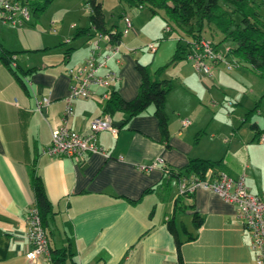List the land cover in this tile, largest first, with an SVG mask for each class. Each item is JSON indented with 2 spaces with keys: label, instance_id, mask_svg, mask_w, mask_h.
Wrapping results in <instances>:
<instances>
[{
  "label": "crops",
  "instance_id": "crops-1",
  "mask_svg": "<svg viewBox=\"0 0 264 264\" xmlns=\"http://www.w3.org/2000/svg\"><path fill=\"white\" fill-rule=\"evenodd\" d=\"M108 2L102 0L106 26L117 30L114 24L107 25V18L113 17ZM117 2L118 19L129 15L132 30L122 37L118 55L100 74H115L110 88L114 86L126 102L136 97L141 83L136 63L147 66L154 79L170 82L164 106L167 145L154 108L149 107L126 125L122 113L110 116L112 123L121 126L116 137L108 131L96 133L97 153L77 161L50 156L47 150L54 127L67 125L87 135L90 123L103 115L108 97L68 101L73 85L68 71L92 55L98 61L109 55L106 38L74 39L77 30L89 26L84 0H55L44 10L52 9L48 18L44 13L33 14L29 6L37 21L31 15L22 26L0 22V46L13 55V64L25 74L21 75L28 88L26 93L0 61V264H51L45 257L34 263L26 258L25 213L35 207L31 170L41 177L52 207L45 227L49 247L54 251L70 245L75 264H180L178 256L181 264H255L250 235L236 218L235 206L204 189L178 203V186L166 183L162 166L180 170L190 159L220 162L213 173L243 177L250 194L262 195L264 133L256 137L251 125L264 132V99L260 100L264 85L247 68L225 72L216 65L208 77L185 59L171 65L179 34L159 42L164 40L163 22L152 26L154 18ZM208 32L213 34L206 30L203 40L212 41L221 53L217 44L223 35L215 31L219 35L213 38ZM151 43L155 44L153 52L147 48ZM235 47H227L225 55ZM93 90L99 96L110 89ZM221 94L234 99L227 116ZM43 99L49 103L38 108L37 102ZM255 105L262 107L256 110L257 118L246 116ZM184 119L191 121L185 128L181 126ZM149 189L153 191L144 194ZM195 213L202 220L198 229L192 219ZM171 220L182 242L179 249L168 228ZM187 236L195 238L187 241Z\"/></svg>",
  "mask_w": 264,
  "mask_h": 264
},
{
  "label": "trees",
  "instance_id": "trees-1",
  "mask_svg": "<svg viewBox=\"0 0 264 264\" xmlns=\"http://www.w3.org/2000/svg\"><path fill=\"white\" fill-rule=\"evenodd\" d=\"M22 4H27L32 8V13L38 15L44 12L48 5L55 0H41L33 2L32 0H19ZM132 8L146 7L151 16H158L164 23V31L169 37L177 33L176 50L170 61V64H176L181 60H188L187 55L192 51L195 44L203 40V33L206 30L218 31L223 35V41L231 40L236 47L226 52V57H230L232 62L243 66L264 81V0H118ZM84 5L88 10L89 26L79 29L74 35V39L82 36L88 38L100 35L106 38V44L119 45L122 32L113 28H107L102 8V0H84ZM123 15H121L120 19ZM168 28V31H166ZM214 31V32H215ZM185 40L186 46L181 44ZM167 39V38H164ZM212 46L213 43L210 41ZM214 48V46H213ZM215 49V48H214ZM69 50H67L68 54ZM0 61L10 71L15 80L28 93V88L23 80V74L19 68L13 67V55L5 51L0 46ZM189 61V60H188ZM136 68L141 77V83L136 97L129 102L124 101L117 93L114 86L110 88L108 98L104 102L103 114L113 116L116 113L124 115L122 122L128 124L131 119L144 113L149 107L154 108V115L158 120L159 129L162 135V141L167 145L168 141V117L165 113V99L171 89V84L166 80L154 79L147 66L136 63ZM163 69V68H162ZM159 69V70H162ZM158 70V71H159ZM25 75V74H23ZM264 99V94L260 100ZM260 101L258 102V104ZM258 105L255 106L256 111ZM252 111L247 113L250 115ZM252 129L256 132V137L264 132L259 131L253 124ZM220 162H211L202 159H190L188 164L180 170L172 169L166 165L162 166L163 175L166 177V183L174 182L184 184L186 187L194 180H204L208 176L209 170L214 169ZM31 188L33 190L35 207L41 218L42 226L45 229L47 217L52 213L51 203L45 192L41 177L34 171H30ZM214 172L212 177H218ZM149 189L144 194L151 193ZM193 194L185 191L179 194L178 203L182 199H190ZM193 224L195 229L200 228L202 220L198 214H194ZM168 228L175 238L177 249L181 246L178 239L174 220L168 222ZM46 231V230H45ZM48 236V235H47ZM195 237L187 236V241H192ZM51 264H75L74 253L70 245L67 247L51 251ZM179 263L181 258L178 256Z\"/></svg>",
  "mask_w": 264,
  "mask_h": 264
},
{
  "label": "built area",
  "instance_id": "built-area-1",
  "mask_svg": "<svg viewBox=\"0 0 264 264\" xmlns=\"http://www.w3.org/2000/svg\"><path fill=\"white\" fill-rule=\"evenodd\" d=\"M30 20L31 10L27 4L12 0H0L1 23L22 26L29 23ZM120 20L123 24L121 32L123 35H127L132 30L131 17L124 14ZM166 31H168V28ZM147 48L152 52L155 49L153 43L147 45ZM96 49L95 46L92 51L93 54ZM106 50L109 55H105L102 60L98 61L96 59L97 55H92L83 65L73 67L68 71L69 76L73 79L68 101L73 98H95L103 101L108 97L109 92H104L98 96L93 90V88L99 87L108 91L116 80L114 73L100 74L106 68L108 62L119 53L118 45L107 44ZM224 58L225 56L216 51L208 40H202L195 44L191 53L187 55V59L194 63L195 69L208 77H210L211 72L206 61L217 64L223 62ZM225 64L228 69L238 67L232 61H227ZM12 66L15 65L12 64ZM48 103V99H43L41 102H37V105L40 108L41 105H47ZM66 114L71 115L70 109L66 111ZM190 122V120L184 119L181 121V126L185 128L190 125ZM89 129V134L81 135L67 125L54 127L51 130V145L47 153L50 156H65L77 161L85 154H94L99 151L96 143V133L108 131L114 137L118 134V128L113 125L110 116L107 114L94 119L90 123ZM261 141L264 142V137L261 138ZM141 169L145 170L144 167ZM212 174V170H209L206 179L194 180L188 187L182 183L179 184L178 194H183L185 191L193 194L197 189H204L234 205L236 218L250 235V249L254 253L255 264H264V192L260 196L250 194L243 177L233 179L224 173H220L218 177H212ZM25 221L28 226L26 240L29 245L26 258L33 263L42 257L50 261L51 252L48 237L36 207L27 209Z\"/></svg>",
  "mask_w": 264,
  "mask_h": 264
},
{
  "label": "rangeland",
  "instance_id": "rangeland-1",
  "mask_svg": "<svg viewBox=\"0 0 264 264\" xmlns=\"http://www.w3.org/2000/svg\"><path fill=\"white\" fill-rule=\"evenodd\" d=\"M109 2H108V6H107V10L109 11V12H112L113 13V17H108V14H107V19H108V23H107V25L108 26H113V24H114V26H117V30H120V31H122L123 30V24H122V22H120L121 20L120 19H118V14H119V8H118V5H119V3L117 2V0H108ZM137 10V12L138 13H141L142 15H147V16H149V17H151V19L152 18H154V20H153V24H152V26L154 25V24H156V25H158L157 23H161L162 25H163V21L161 20V18L160 17H158V16H154V17H152L151 16V14H150V12H149V10L146 8V7H144V8H136ZM50 11H52V9L51 10H48L47 12H42V13H44L42 16L43 17H47L48 15H50ZM42 13H39L38 15L40 16V14H42ZM31 15H32V21H37V19H35L34 17H33V14L31 13ZM37 15V16H38ZM48 18V17H47ZM139 19H140V16H139ZM68 31L69 32H72V33H74V30H70L69 28H68ZM215 31V30H214ZM213 31V34H211V33H207V35H212V37L213 38H215V33H217V32H214ZM154 31L152 30L151 31V34L153 33ZM159 33H160V30L158 31ZM218 34V33H217ZM162 35H163V38H167V33L166 32H164V33H162ZM175 35H177V33L175 34ZM219 35V34H218ZM178 36V35H177ZM219 38H220V36H219ZM188 39H190L189 37H185V39H182L181 40V44L185 47L187 44H186V42H185V40H188ZM165 40H167V39H164V40H160L159 42H163V41H165ZM220 40H218V42H219ZM217 42V43H218ZM234 43L232 42V41H230V40H227V41H225V42H223V43H219V45L217 44V47H220V49H221V54L223 55V56H225V49L227 48V47H229V46H233L234 47ZM154 48H155V44H154ZM220 52V51H219ZM231 58L230 57H226L225 56V58H224V61L223 62H220V63H217V64H212V63H210L209 61H206V64L210 67V72H211V74L213 73V70H214V68H215V66L217 65V67L219 68H222L225 72H231V71H234V70H237V69H240V70H247L245 67H243V66H239V67H234V68H232V69H228V66L225 64L227 61L228 62H231ZM188 62H190L191 64H192V66H193V68H194V63L192 62V61H188ZM255 78H256V80L258 81V83L260 84V85H264V81L259 77V76H254ZM240 81H242V80H240ZM228 82V84L230 85V80L229 81H227ZM237 89V84L235 83L234 85H233V87H231V90H233V91H235ZM220 97H221V101L222 102H224L223 104H225V107L227 108V109H225V110H223L224 111V113H226L225 115L227 116V112L228 111H230V109L228 108V106L229 105H232L233 104V102H234V99H232V97H230V96H228V95H224V94H221L220 95ZM247 99V101H249V98H246ZM264 103V102H263ZM264 105V104H263ZM256 106V105H255ZM255 108V107H254ZM254 108L252 109L253 111H252V113H251V115H254V119L255 118H257V116H255V113L257 112V111H254ZM262 110V107L260 108V106H258V108H257V110ZM231 115V114H230ZM262 118H264V113H263V115H262ZM264 126V125H263ZM188 220V219H187Z\"/></svg>",
  "mask_w": 264,
  "mask_h": 264
},
{
  "label": "water",
  "instance_id": "water-1",
  "mask_svg": "<svg viewBox=\"0 0 264 264\" xmlns=\"http://www.w3.org/2000/svg\"><path fill=\"white\" fill-rule=\"evenodd\" d=\"M113 125L116 126V127H120L121 126V123H118V122L116 123L115 122V123H113Z\"/></svg>",
  "mask_w": 264,
  "mask_h": 264
}]
</instances>
